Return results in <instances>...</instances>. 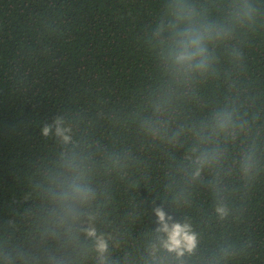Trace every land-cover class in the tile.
Segmentation results:
<instances>
[{
	"label": "trees",
	"instance_id": "1",
	"mask_svg": "<svg viewBox=\"0 0 264 264\" xmlns=\"http://www.w3.org/2000/svg\"><path fill=\"white\" fill-rule=\"evenodd\" d=\"M193 2L221 20L240 0ZM247 2L254 22L236 25L233 38L216 45L214 75L179 91L168 134L230 99L247 114L250 132L221 140L223 165L192 180L191 133L173 144L141 127L163 81L148 37L165 0H0V264H49L51 256L98 264L94 241L81 231L88 213L108 241L107 264H146L157 206L197 234L185 264H264V0ZM58 117L73 145L54 131L41 134ZM252 142L258 164L245 177L239 160ZM73 147L97 197L68 235L52 222L48 190L63 173L61 153Z\"/></svg>",
	"mask_w": 264,
	"mask_h": 264
},
{
	"label": "clouds",
	"instance_id": "2",
	"mask_svg": "<svg viewBox=\"0 0 264 264\" xmlns=\"http://www.w3.org/2000/svg\"><path fill=\"white\" fill-rule=\"evenodd\" d=\"M255 13L256 9L247 0H240L231 9L229 18L214 20L193 0H165L163 15L148 37L149 46L156 53L163 81L152 100V115L141 120V127L153 138L173 144L179 142L181 135L191 133L196 140L189 157L193 165L192 180L198 179L206 168L222 166L227 153L224 144L241 135H249L251 125L245 118L247 114L240 111L234 99H230L198 124L187 128L181 126L169 135L174 103L181 89L215 74L214 65L218 60L216 45L232 39L236 25L254 22ZM232 55L238 59L240 53L234 48ZM53 131L63 145H73L71 130L64 126L62 118L58 117L52 124H44L41 128L43 136H49ZM61 159L63 173L48 190L53 204L50 214L54 226L70 235L83 211L96 199L97 192L89 181L87 164L77 155L74 147L62 152ZM257 164L256 145L252 142L241 153V174L250 177ZM153 211L157 218L156 237L148 245L146 264H165L163 253L174 254L180 264H185V256H192L197 249V234L189 223L174 221L163 206H157ZM216 212L221 217L227 215L223 204L217 206ZM88 219L89 225L81 231L94 241L98 264H107L108 241L97 234L91 223L95 219L91 213H88ZM10 259L23 260L24 257L14 256ZM49 264H62V261L51 256Z\"/></svg>",
	"mask_w": 264,
	"mask_h": 264
}]
</instances>
